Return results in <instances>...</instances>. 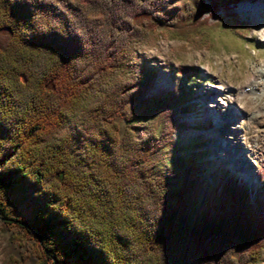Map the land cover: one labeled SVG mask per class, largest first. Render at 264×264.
I'll return each mask as SVG.
<instances>
[{"label":"trees","instance_id":"obj_1","mask_svg":"<svg viewBox=\"0 0 264 264\" xmlns=\"http://www.w3.org/2000/svg\"><path fill=\"white\" fill-rule=\"evenodd\" d=\"M239 1L0 0V214L53 262L264 264V166L257 186L212 185L187 164L173 138L185 103L176 87L147 94L140 49Z\"/></svg>","mask_w":264,"mask_h":264},{"label":"rangeland","instance_id":"obj_2","mask_svg":"<svg viewBox=\"0 0 264 264\" xmlns=\"http://www.w3.org/2000/svg\"><path fill=\"white\" fill-rule=\"evenodd\" d=\"M261 2L258 7L241 0L206 23L195 20L188 27H159L140 46L142 58L154 72L153 86L147 94L176 87L180 101L185 103L173 129L176 153L183 155L187 164H196L212 185L228 182L232 176L242 177L249 184L246 173L237 169L229 156L215 151L218 145L212 140L217 126L227 121L222 123L221 115L224 104L230 101H236L241 113L235 120L237 127L222 131L228 140L223 151L239 153L241 146H246L244 141L249 142L251 150L245 165L251 170L252 185H258L256 173L264 166V94L257 93L264 88L260 85L254 92L248 88L255 70L264 64V26L259 16L264 0ZM241 5L248 8L241 9ZM216 90L223 91V103L212 100ZM112 118L122 132L126 123L123 114ZM208 118H213L211 123L204 121ZM173 161L170 159V166ZM257 199L264 202V191L259 190ZM8 203L14 208L10 217L18 215L23 220L28 216V207L19 195L10 196ZM0 264L58 263L44 252L33 229L0 214Z\"/></svg>","mask_w":264,"mask_h":264},{"label":"bare ground","instance_id":"obj_3","mask_svg":"<svg viewBox=\"0 0 264 264\" xmlns=\"http://www.w3.org/2000/svg\"><path fill=\"white\" fill-rule=\"evenodd\" d=\"M262 0H259V2L255 3V4H250L251 5H255V6H262ZM249 5V4H247ZM248 7H245L243 5H241V9H247ZM251 9V8H250ZM259 16L260 18L262 19V26H264V9L259 13ZM263 35H264V30L262 31ZM256 71V76L255 78L250 82V84L248 85V88H250V92H254L253 90L255 89H258L259 86L261 85L262 88H264V64H262L258 69L255 70ZM255 73V72H254ZM246 91H249L248 89ZM256 91V90H255ZM259 95H262L264 94V90H260L257 92ZM223 91L222 90H216V92H213L212 93V100L213 101H216L218 104L220 103H223V100L225 98H223ZM201 98H204V96ZM222 115L223 116L221 119H222V123L226 121V123H223L224 125H219L217 126V131L214 132V135H213V141L216 142V145H218V148H216L215 151H218L219 153H222L223 155H226V156H229L230 159L232 161L235 162V166L237 169L245 172L246 174L247 173H250L251 170L248 169V167L245 165V159L247 156L250 155V151L251 150V145L249 144V142L247 141H244V143L246 144L245 147L241 146V151H237L239 153H232V151H229V152H226V151H223L226 147V144L228 141L225 137V135H223L222 131L223 129L226 131V129H231L233 127H237V123H235L236 119L240 118V109H239V106L237 105L236 101H233V102H229V103H225L224 104V109L222 111ZM213 119V118H212ZM212 119L208 118L204 121H212ZM216 118H214L215 120ZM217 123H219V120L217 119L216 120ZM211 123V122H210ZM228 137V136H226ZM212 141V142H213ZM214 143V142H213ZM215 144V143H214ZM235 149V148H234Z\"/></svg>","mask_w":264,"mask_h":264}]
</instances>
